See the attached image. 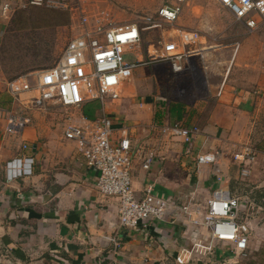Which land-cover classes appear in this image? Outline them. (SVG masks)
<instances>
[{
  "label": "crops",
  "instance_id": "crops-1",
  "mask_svg": "<svg viewBox=\"0 0 264 264\" xmlns=\"http://www.w3.org/2000/svg\"><path fill=\"white\" fill-rule=\"evenodd\" d=\"M24 3L26 0H0V33L5 27L2 7L8 4L13 11ZM251 35L256 37L247 39V46L253 41L257 54L262 56L264 24ZM138 75L134 79L133 73L122 85L117 101L106 104L108 115L118 127L129 119L127 123L133 125L132 143L156 157L148 171L142 169L140 158L134 157L131 179L135 197L142 198L144 190L151 187L155 195L164 196L175 205L191 200L203 203L220 185L230 195H247L257 204L264 203V156L257 154L247 177L240 175L233 159L236 148L249 143L247 134L253 130V123L264 121V97L259 98L257 91L235 92L226 83L221 85L216 92L219 101L208 120L209 134L198 130L190 154H186L181 137L168 134L159 139L156 134L151 135L147 126L156 121L151 107L140 110L144 104L127 100L130 82L134 79L137 83ZM24 114L28 121L22 134L7 133V118ZM48 117L49 114L28 111L21 102L13 101L5 91L0 72V264H174L181 249L205 238V229L192 226L183 217L167 223L150 222L146 228L131 231L120 228L118 200L96 191V172L86 167L75 145L63 139L64 121H44ZM82 119L80 114L74 122L83 124ZM165 122L164 126H170L174 121ZM242 125L244 135L239 134ZM241 141L244 144L238 145ZM213 151L221 154L219 184L208 166L197 167L194 162L197 154ZM189 175H194L190 181L186 179ZM263 216L246 217L250 236L245 256L237 257L232 253L233 245L222 243L215 247L213 255L191 264H257L264 244V223L260 220L257 227L255 219ZM112 239L120 244L114 253ZM219 251L224 255H218Z\"/></svg>",
  "mask_w": 264,
  "mask_h": 264
},
{
  "label": "built area",
  "instance_id": "built-area-1",
  "mask_svg": "<svg viewBox=\"0 0 264 264\" xmlns=\"http://www.w3.org/2000/svg\"><path fill=\"white\" fill-rule=\"evenodd\" d=\"M215 1L249 32L264 23V0ZM26 4L69 12V27L74 32L54 66L6 82L5 91L13 101L21 102L26 110L45 114L55 108L77 110L86 103H98L99 116L93 121L83 118L84 123L77 124L72 117H66L62 136L65 141L75 145L77 155L84 160L86 167L96 172V191L103 197L118 200V226L131 231L146 228L150 222L167 223L183 217L192 226L205 229V238L181 249L174 258V264L198 263L213 255L215 247L222 243L233 245L231 250L237 257L245 256L250 236L246 217L249 214L264 215V203L257 204L247 195H230L220 185L203 203L191 200L184 205H175L156 196L151 187L144 190L142 198H136L131 179L133 159L139 157L142 169L148 171L156 157L153 153H144L142 147L133 144L131 128L124 124L118 127L116 120L106 111V104L120 98L122 85L136 69L164 63L172 73H180L184 61L199 52L193 49L199 41L198 33L177 31L174 40L162 38L151 49H147L144 57L139 55L134 62L128 63L124 56L128 51L136 50L142 32L149 28L135 23L118 26L110 20V13H86L80 5L71 6L68 0H26ZM181 11L179 5L162 6L155 13L156 20L173 24ZM10 12V6L5 4L1 16L6 18ZM75 14L77 21L73 25L72 16ZM151 21V18H147L143 22L149 26ZM24 95L28 97L21 101ZM27 121L25 114L9 116L5 130L19 136ZM156 129L164 134L181 137L187 148L186 154H190L193 138L199 132L196 127L188 128L179 123L151 127L153 131ZM26 147L24 145L23 149ZM257 154L248 144L236 148L233 159L240 168L241 176L250 174ZM220 158V151H213L197 154L194 162L197 167L208 166L210 174L219 184ZM111 242L114 253L120 244L116 239Z\"/></svg>",
  "mask_w": 264,
  "mask_h": 264
},
{
  "label": "rangeland",
  "instance_id": "rangeland-1",
  "mask_svg": "<svg viewBox=\"0 0 264 264\" xmlns=\"http://www.w3.org/2000/svg\"><path fill=\"white\" fill-rule=\"evenodd\" d=\"M68 2L71 6L80 5L86 13L106 11L110 13V20L118 26L135 23L145 29L149 28L142 32L141 42L136 50L128 51L124 56L128 63L134 62L139 55L144 57L147 49H151V46L156 45L162 38L174 40L177 31L198 33L199 41L193 49L200 53H194L188 59L182 72L172 73L164 63L143 66L134 71V79L139 75L137 83H134V79L130 82L131 89L127 100L137 105L144 104L140 110L151 107L152 117L155 112L159 113L160 118L147 126L150 127L151 135L156 134L159 139L168 137V134L153 131L151 127H162L165 121H170L167 108L171 103L184 105L190 119L181 123L172 120L169 124L179 123L188 128L196 127L208 135L210 126L208 120L219 101L216 92L221 85L226 83L225 86L232 87L235 92L257 91L259 98L264 97V52L259 56L258 47L253 41L249 46H247L249 42L246 41L256 36L251 35L252 32L243 24L235 21L215 0H68ZM172 5H179L182 10L175 23L163 24L156 20L155 13L160 7ZM12 10L6 18L1 16L5 21V27L0 33V72L5 84L17 77L29 76L54 66L74 32L70 27H66L65 20L68 21L69 13L30 7L26 3ZM44 13L55 15L57 26L39 24L37 21ZM147 18L152 19L149 26L143 22ZM72 19V24L75 25L77 15H73ZM262 24L264 23L259 26ZM148 103L151 105L147 106ZM48 114L52 118H45L44 121H65L66 117H72L75 121L80 118L81 109L55 108ZM127 121L124 125L132 130L133 125ZM242 123L244 124V121ZM239 134L244 135V125ZM247 135L248 144L264 156V121H255L253 130ZM237 144L242 145L244 142ZM192 178L194 175L186 177L188 181ZM260 220L264 223V216L255 219L257 227ZM259 251L256 261L250 258L247 260L264 264V244ZM219 254L224 255L220 251Z\"/></svg>",
  "mask_w": 264,
  "mask_h": 264
},
{
  "label": "trees",
  "instance_id": "trees-1",
  "mask_svg": "<svg viewBox=\"0 0 264 264\" xmlns=\"http://www.w3.org/2000/svg\"><path fill=\"white\" fill-rule=\"evenodd\" d=\"M56 11L64 12L65 14L69 13L67 11H61V10H56ZM59 17L64 18V16H59ZM56 19L57 18L52 13H48V14L44 13L41 16V19L37 22H39V24L43 23L45 24V26L47 25L57 26ZM65 22L67 23L66 27H69L71 24V15L68 17V21L65 20ZM98 110H99V105L97 102H89L81 107V115L83 116V118L92 121L96 118V114ZM167 112L170 121L173 120L175 122L181 123L183 121H189L190 119L189 112L186 111L185 106L180 103L169 104L167 108ZM159 118H160L159 113L156 112L154 115V119L157 120ZM187 118L188 120H186Z\"/></svg>",
  "mask_w": 264,
  "mask_h": 264
}]
</instances>
